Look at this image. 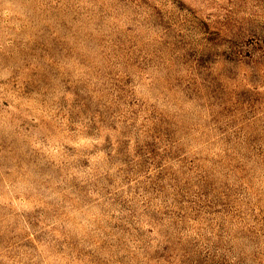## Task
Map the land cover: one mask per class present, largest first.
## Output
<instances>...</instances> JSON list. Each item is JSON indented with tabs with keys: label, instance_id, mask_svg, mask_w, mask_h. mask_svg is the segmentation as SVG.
<instances>
[{
	"label": "rangeland",
	"instance_id": "1",
	"mask_svg": "<svg viewBox=\"0 0 264 264\" xmlns=\"http://www.w3.org/2000/svg\"><path fill=\"white\" fill-rule=\"evenodd\" d=\"M0 264H264V0H0Z\"/></svg>",
	"mask_w": 264,
	"mask_h": 264
}]
</instances>
